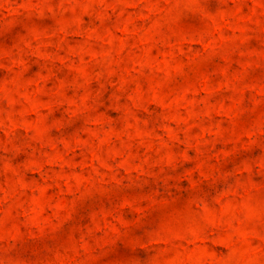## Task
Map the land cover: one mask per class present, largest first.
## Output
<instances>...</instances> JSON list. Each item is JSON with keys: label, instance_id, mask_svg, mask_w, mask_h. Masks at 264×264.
Instances as JSON below:
<instances>
[{"label": "clouds", "instance_id": "obj_1", "mask_svg": "<svg viewBox=\"0 0 264 264\" xmlns=\"http://www.w3.org/2000/svg\"><path fill=\"white\" fill-rule=\"evenodd\" d=\"M0 264H264V0H0Z\"/></svg>", "mask_w": 264, "mask_h": 264}]
</instances>
